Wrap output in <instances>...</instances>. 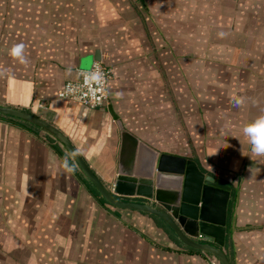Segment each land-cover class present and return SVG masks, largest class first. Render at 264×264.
<instances>
[{
	"label": "crops",
	"instance_id": "obj_1",
	"mask_svg": "<svg viewBox=\"0 0 264 264\" xmlns=\"http://www.w3.org/2000/svg\"><path fill=\"white\" fill-rule=\"evenodd\" d=\"M93 62L111 69L107 104L58 99ZM0 105L61 130L111 188L122 130L195 161L231 187L230 263L264 264V156L240 132L264 112V0H0ZM0 264L219 263L100 201L61 143L0 116Z\"/></svg>",
	"mask_w": 264,
	"mask_h": 264
},
{
	"label": "water",
	"instance_id": "obj_2",
	"mask_svg": "<svg viewBox=\"0 0 264 264\" xmlns=\"http://www.w3.org/2000/svg\"><path fill=\"white\" fill-rule=\"evenodd\" d=\"M0 115L37 126L55 138L108 205L150 214L162 221L185 247L207 252L219 264H231L222 250L231 187L201 170L195 161L158 153L122 130L120 165L111 188L54 125L9 106L0 105Z\"/></svg>",
	"mask_w": 264,
	"mask_h": 264
},
{
	"label": "clouds",
	"instance_id": "obj_3",
	"mask_svg": "<svg viewBox=\"0 0 264 264\" xmlns=\"http://www.w3.org/2000/svg\"><path fill=\"white\" fill-rule=\"evenodd\" d=\"M8 54L18 62L26 63L22 44L18 43L10 47ZM82 76L84 77V87L95 86L97 89L103 90L104 75L98 67L83 72ZM232 99L237 106L244 102L243 98L239 96H234ZM240 132L246 137L251 152L256 156H264V112L246 121L241 126Z\"/></svg>",
	"mask_w": 264,
	"mask_h": 264
},
{
	"label": "built area",
	"instance_id": "obj_4",
	"mask_svg": "<svg viewBox=\"0 0 264 264\" xmlns=\"http://www.w3.org/2000/svg\"><path fill=\"white\" fill-rule=\"evenodd\" d=\"M98 67L104 75L103 90L95 86L84 87L82 73ZM111 75V69L101 62H93L87 69H78L74 78L67 79L57 92V98L66 102L76 103L91 109L105 106L108 102L107 82ZM42 107V105L40 104Z\"/></svg>",
	"mask_w": 264,
	"mask_h": 264
},
{
	"label": "trees",
	"instance_id": "obj_5",
	"mask_svg": "<svg viewBox=\"0 0 264 264\" xmlns=\"http://www.w3.org/2000/svg\"><path fill=\"white\" fill-rule=\"evenodd\" d=\"M1 116V115H0ZM2 117V116H1ZM8 118H12V117H8ZM12 119H15V120H18L19 122H23V121H21V120H19V119H16V118H12ZM23 123H25V122H23ZM63 155H65V153H62ZM84 181L86 182V184L91 188V190L95 193V195L99 198V200L100 201H102V202H105L102 198H101V196H99V194L95 191V189L92 187V185L88 182V181H86L85 179H84ZM188 248V247H187ZM190 251H196V252H202V251H199V250H194V249H192V248H188ZM203 253H206V254H209V253H207V252H203ZM219 263V262H218Z\"/></svg>",
	"mask_w": 264,
	"mask_h": 264
}]
</instances>
